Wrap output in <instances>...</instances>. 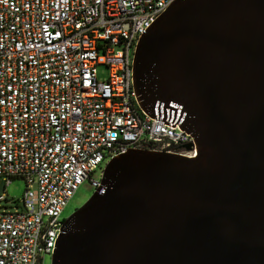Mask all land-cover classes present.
<instances>
[{
    "label": "water",
    "instance_id": "1",
    "mask_svg": "<svg viewBox=\"0 0 264 264\" xmlns=\"http://www.w3.org/2000/svg\"><path fill=\"white\" fill-rule=\"evenodd\" d=\"M133 85L151 117L181 107L197 156L110 160L51 264H264V0L174 1L136 45Z\"/></svg>",
    "mask_w": 264,
    "mask_h": 264
},
{
    "label": "built area",
    "instance_id": "2",
    "mask_svg": "<svg viewBox=\"0 0 264 264\" xmlns=\"http://www.w3.org/2000/svg\"><path fill=\"white\" fill-rule=\"evenodd\" d=\"M174 1L0 0V178L27 185L21 210L0 211V264L52 256L68 201L86 180L99 189L103 171L92 176L113 158L197 156L181 107L151 117L133 85L136 45Z\"/></svg>",
    "mask_w": 264,
    "mask_h": 264
},
{
    "label": "rangeland",
    "instance_id": "3",
    "mask_svg": "<svg viewBox=\"0 0 264 264\" xmlns=\"http://www.w3.org/2000/svg\"><path fill=\"white\" fill-rule=\"evenodd\" d=\"M109 70L106 66L98 67V76L101 80H106ZM105 165L100 169H97L93 174L92 179H101L102 171ZM27 185L23 180L15 179L11 183L6 184L4 178H0V197L4 200L0 201V211L15 212L23 208V198ZM32 191L36 193V187L32 188ZM95 192V188L92 186L89 180L84 181L77 189L74 196L68 201L65 209L61 214V219L66 220L72 213L83 206L88 199ZM51 256H46L43 264H51Z\"/></svg>",
    "mask_w": 264,
    "mask_h": 264
}]
</instances>
